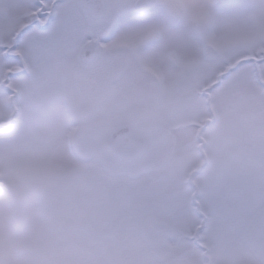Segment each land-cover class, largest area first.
Wrapping results in <instances>:
<instances>
[{
    "label": "snow or ice",
    "instance_id": "1",
    "mask_svg": "<svg viewBox=\"0 0 264 264\" xmlns=\"http://www.w3.org/2000/svg\"><path fill=\"white\" fill-rule=\"evenodd\" d=\"M0 264H264V0H0Z\"/></svg>",
    "mask_w": 264,
    "mask_h": 264
}]
</instances>
